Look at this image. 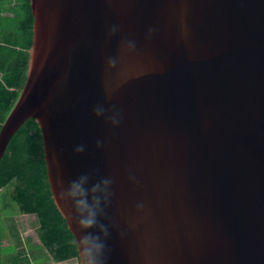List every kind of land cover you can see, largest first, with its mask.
<instances>
[{"label":"water","instance_id":"95a60500","mask_svg":"<svg viewBox=\"0 0 264 264\" xmlns=\"http://www.w3.org/2000/svg\"><path fill=\"white\" fill-rule=\"evenodd\" d=\"M32 7L34 44L0 162L35 121L78 252L84 230L65 194L87 176L106 264H264V0Z\"/></svg>","mask_w":264,"mask_h":264},{"label":"trees","instance_id":"16d2710c","mask_svg":"<svg viewBox=\"0 0 264 264\" xmlns=\"http://www.w3.org/2000/svg\"><path fill=\"white\" fill-rule=\"evenodd\" d=\"M34 30L32 0H0V132L23 86ZM1 196L9 199L5 212L12 213L15 206L20 215L36 216L39 239L54 261L79 259L75 236L52 199L42 133L35 121L17 132L0 162Z\"/></svg>","mask_w":264,"mask_h":264},{"label":"clouds","instance_id":"9594fccd","mask_svg":"<svg viewBox=\"0 0 264 264\" xmlns=\"http://www.w3.org/2000/svg\"><path fill=\"white\" fill-rule=\"evenodd\" d=\"M115 31V28L113 29ZM131 46V45H130ZM97 116H104L105 110L101 106H97L94 110ZM113 125L119 124V113H114L109 117ZM78 152H82L83 146L76 149ZM87 176H81L79 179L72 181L69 189L65 195L74 198L75 206L79 213V224L84 230V234L79 238V255L81 264H106L105 250L106 243L105 238L108 236V231L104 226H100V231L104 236L95 235L91 230L97 226V217L99 209V200L96 199L92 204L88 201V191L85 187L87 183ZM111 182L108 180L103 181L105 187ZM100 185H95L92 188V192L100 191ZM142 207V205H141Z\"/></svg>","mask_w":264,"mask_h":264},{"label":"rangeland","instance_id":"374dc122","mask_svg":"<svg viewBox=\"0 0 264 264\" xmlns=\"http://www.w3.org/2000/svg\"><path fill=\"white\" fill-rule=\"evenodd\" d=\"M8 200L0 197V221H3L0 225V264H21L20 257L24 254H28L24 264L50 263L46 252L36 248L41 245L36 216L20 215L15 206L12 213L5 212L3 206L9 203ZM21 245L24 248H21Z\"/></svg>","mask_w":264,"mask_h":264},{"label":"crops","instance_id":"0c3cea01","mask_svg":"<svg viewBox=\"0 0 264 264\" xmlns=\"http://www.w3.org/2000/svg\"><path fill=\"white\" fill-rule=\"evenodd\" d=\"M39 240H40V239H39ZM40 243H41V241H40ZM21 248H24V246L21 245ZM36 248L43 249V250L46 252V254L48 255V258L50 259V260H49L50 263H48V264H80L78 259H73V260L66 261V262H56V261H54L53 256L50 254V252L45 248V246H44L42 243H41L40 246H37ZM38 250H39V249H38ZM38 250H37V251H38ZM37 251H36V252H37ZM39 251H41V250H39ZM21 255H23V254H21ZM27 257H28V254H26V255L24 254L23 257H20L21 264H24V263H25ZM16 264H20V262H16Z\"/></svg>","mask_w":264,"mask_h":264}]
</instances>
